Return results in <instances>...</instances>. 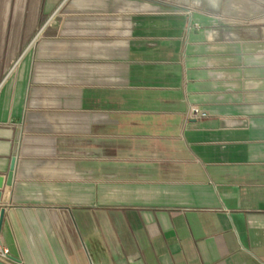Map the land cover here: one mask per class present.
Instances as JSON below:
<instances>
[{"label": "crops", "instance_id": "crops-1", "mask_svg": "<svg viewBox=\"0 0 264 264\" xmlns=\"http://www.w3.org/2000/svg\"><path fill=\"white\" fill-rule=\"evenodd\" d=\"M256 17L159 0H0L11 264H264Z\"/></svg>", "mask_w": 264, "mask_h": 264}, {"label": "rangeland", "instance_id": "rangeland-1", "mask_svg": "<svg viewBox=\"0 0 264 264\" xmlns=\"http://www.w3.org/2000/svg\"><path fill=\"white\" fill-rule=\"evenodd\" d=\"M184 11H209L233 21H254L258 11H264V0H159Z\"/></svg>", "mask_w": 264, "mask_h": 264}, {"label": "built area", "instance_id": "built-area-1", "mask_svg": "<svg viewBox=\"0 0 264 264\" xmlns=\"http://www.w3.org/2000/svg\"><path fill=\"white\" fill-rule=\"evenodd\" d=\"M190 118H205L207 117V112L197 107H191L189 111ZM1 205V203H0ZM0 217H1V207H0ZM0 261L11 264V258L9 251L6 247H4L0 242Z\"/></svg>", "mask_w": 264, "mask_h": 264}, {"label": "water", "instance_id": "water-1", "mask_svg": "<svg viewBox=\"0 0 264 264\" xmlns=\"http://www.w3.org/2000/svg\"><path fill=\"white\" fill-rule=\"evenodd\" d=\"M15 166H16V160H13L11 170L9 174L7 175V177L0 176V203H1L2 195H3L2 190L4 189V187L6 185L7 186L13 185ZM2 220H3V212L1 213V217H0V225L2 224ZM0 264H7V263L0 261Z\"/></svg>", "mask_w": 264, "mask_h": 264}]
</instances>
